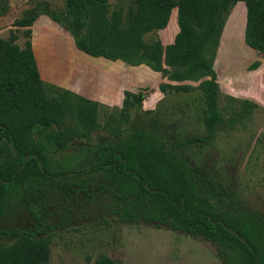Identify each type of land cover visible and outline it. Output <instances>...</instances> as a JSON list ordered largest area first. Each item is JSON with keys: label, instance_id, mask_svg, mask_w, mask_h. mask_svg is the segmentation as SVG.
I'll list each match as a JSON object with an SVG mask.
<instances>
[{"label": "trees", "instance_id": "1", "mask_svg": "<svg viewBox=\"0 0 264 264\" xmlns=\"http://www.w3.org/2000/svg\"><path fill=\"white\" fill-rule=\"evenodd\" d=\"M109 1L67 0L62 15L39 3L14 21L16 30L7 39H0V218L14 197L25 198L45 180L100 173L109 183L102 189L115 200L113 213L120 223L154 224L187 234L210 244L221 264H264V225L234 204L218 208L200 197L195 170L181 154L186 147L207 143L223 124L213 60L237 3L245 6L246 45L264 54V0H127L126 7L112 9ZM41 15L63 25L76 49L89 57L145 66L175 83H199L206 136L179 142L170 132L125 135L119 125L111 126L112 138L53 158L70 150L75 140H90L99 128V103L42 80L31 42V27ZM172 22L178 30L170 44L159 38L145 41V35L168 29ZM21 29L26 38L22 47L16 44ZM259 66L257 61L250 70ZM158 89L166 93L192 87L160 83ZM146 98L125 91L120 116L127 121L130 110L141 108ZM247 106L243 103L241 111H248ZM50 231L39 222L0 229V264H49ZM94 264L116 263L101 255Z\"/></svg>", "mask_w": 264, "mask_h": 264}, {"label": "rangeland", "instance_id": "2", "mask_svg": "<svg viewBox=\"0 0 264 264\" xmlns=\"http://www.w3.org/2000/svg\"><path fill=\"white\" fill-rule=\"evenodd\" d=\"M66 1L0 0V39H7L10 31L16 30L14 21L39 3L62 15ZM109 2L111 9L127 5V0ZM245 19V6L239 2L226 20L213 60L223 124L207 143L186 147L181 154L195 170L200 197L218 208L234 204L264 225V54L246 45ZM177 30L172 22L168 29L151 32L144 39L150 43L159 38L167 45ZM22 31L16 41L21 47L26 41ZM31 31L32 48L45 84L63 88L67 80L84 97L99 103V128L91 133L90 140H75L70 150L53 158L76 154L85 145L112 138L111 126L119 125L125 135L134 131L155 136L170 132L179 142L206 136V106L197 88L199 83H175L154 76L145 66L89 57L76 49L63 25L45 15L33 23ZM257 61L260 66L250 70ZM160 83L189 85L192 89L161 93ZM125 91L147 95L141 108L130 110L127 121L120 116ZM104 96L114 98L112 104L97 101ZM245 102L248 111L242 112ZM233 110L240 114L232 116ZM103 185L109 183L100 173L45 180L25 198L14 197L0 218V229L25 228L38 222L51 229L49 264H94L101 255L116 264H221L210 244L187 234L154 224L120 223L113 213L115 200ZM213 191L219 195L213 196Z\"/></svg>", "mask_w": 264, "mask_h": 264}, {"label": "crops", "instance_id": "3", "mask_svg": "<svg viewBox=\"0 0 264 264\" xmlns=\"http://www.w3.org/2000/svg\"><path fill=\"white\" fill-rule=\"evenodd\" d=\"M172 41H173V39H172ZM171 41V42H172ZM85 58H86V56H85ZM102 59H104V58H96V60H102ZM95 60V59H94ZM105 60V59H104ZM151 71V70H150ZM153 74H156V75H154V76H160L158 73H155V72H153ZM159 78V77H158ZM73 81V80H72ZM63 88L64 89H67V90H69V91H71V92H73V93H80L81 94V96L83 95L80 91H78V89H77V87L74 85L73 86V84H72V86L70 85V84H67V80H64V82H63ZM85 95H83V97H84ZM87 98V97H86ZM103 99L104 100H100V99H98L97 101H99V102H102V103H104V104H112V102L114 101V98H112V97H109V96H104L103 97Z\"/></svg>", "mask_w": 264, "mask_h": 264}]
</instances>
